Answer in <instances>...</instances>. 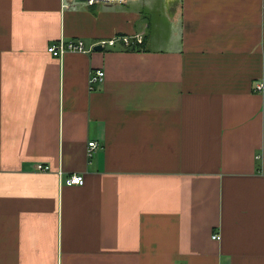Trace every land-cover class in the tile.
Wrapping results in <instances>:
<instances>
[{
  "label": "crops",
  "instance_id": "0c3cea01",
  "mask_svg": "<svg viewBox=\"0 0 264 264\" xmlns=\"http://www.w3.org/2000/svg\"><path fill=\"white\" fill-rule=\"evenodd\" d=\"M141 1L0 0V264H264V0Z\"/></svg>",
  "mask_w": 264,
  "mask_h": 264
},
{
  "label": "built area",
  "instance_id": "2783aa9c",
  "mask_svg": "<svg viewBox=\"0 0 264 264\" xmlns=\"http://www.w3.org/2000/svg\"><path fill=\"white\" fill-rule=\"evenodd\" d=\"M61 7H67L66 2L69 0H60ZM78 1V0H75ZM134 0H83L81 1L88 7L102 5V6H121L126 4L127 2ZM143 41V36L141 34H133L131 36L125 35H116L112 36L106 40L98 41L94 46H99L101 49L105 47H112L116 42H120L123 47H131L141 45ZM92 47L86 49L84 47L83 42L80 39H68V40H58L55 43L50 44L46 51L52 57H61L63 54L67 52L72 53H88L90 52ZM103 80V72L101 70L92 71L89 77V83H101ZM263 83H256L253 86V92L262 93L263 91ZM97 143L90 141L86 144V154L89 156L96 148ZM35 170L38 172H46L48 168L46 166L36 165ZM83 183V177L81 175H69L65 180L64 184L69 186H81ZM212 239L218 240V235H213Z\"/></svg>",
  "mask_w": 264,
  "mask_h": 264
},
{
  "label": "rangeland",
  "instance_id": "374dc122",
  "mask_svg": "<svg viewBox=\"0 0 264 264\" xmlns=\"http://www.w3.org/2000/svg\"><path fill=\"white\" fill-rule=\"evenodd\" d=\"M164 3L165 0H142L140 2L139 6L143 11V16L145 17V21H147L146 23L153 24L150 38L163 36L165 32Z\"/></svg>",
  "mask_w": 264,
  "mask_h": 264
},
{
  "label": "water",
  "instance_id": "95a60500",
  "mask_svg": "<svg viewBox=\"0 0 264 264\" xmlns=\"http://www.w3.org/2000/svg\"><path fill=\"white\" fill-rule=\"evenodd\" d=\"M78 1H83V0H78ZM92 51H100V47L94 46V47H92Z\"/></svg>",
  "mask_w": 264,
  "mask_h": 264
}]
</instances>
